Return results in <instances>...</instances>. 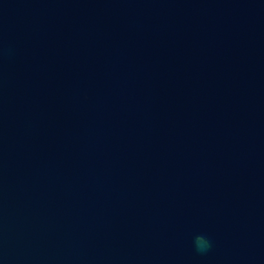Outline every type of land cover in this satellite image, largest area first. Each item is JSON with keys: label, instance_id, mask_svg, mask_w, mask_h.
Returning a JSON list of instances; mask_svg holds the SVG:
<instances>
[{"label": "water", "instance_id": "water-1", "mask_svg": "<svg viewBox=\"0 0 264 264\" xmlns=\"http://www.w3.org/2000/svg\"><path fill=\"white\" fill-rule=\"evenodd\" d=\"M0 264H264V0H0Z\"/></svg>", "mask_w": 264, "mask_h": 264}, {"label": "clouds", "instance_id": "clouds-1", "mask_svg": "<svg viewBox=\"0 0 264 264\" xmlns=\"http://www.w3.org/2000/svg\"><path fill=\"white\" fill-rule=\"evenodd\" d=\"M195 247L200 253L206 252L211 247V242L203 235H198L195 237Z\"/></svg>", "mask_w": 264, "mask_h": 264}]
</instances>
